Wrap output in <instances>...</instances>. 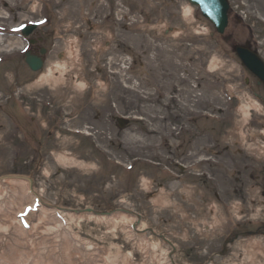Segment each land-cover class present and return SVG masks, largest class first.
Wrapping results in <instances>:
<instances>
[{
  "label": "rangeland",
  "instance_id": "374dc122",
  "mask_svg": "<svg viewBox=\"0 0 264 264\" xmlns=\"http://www.w3.org/2000/svg\"><path fill=\"white\" fill-rule=\"evenodd\" d=\"M122 2L127 25L94 50L75 44L73 0H0V179H32L60 223L45 237L64 232L84 253L92 244L120 264H264V173L254 167L264 165V105L232 41L212 38L197 8L185 17L186 0ZM243 2L244 24L264 25ZM43 18L57 45L35 72L21 28ZM56 67L63 85L39 83ZM205 147L207 181L178 179L189 151L194 161ZM31 210L19 217L25 230ZM50 249L39 248L42 258Z\"/></svg>",
  "mask_w": 264,
  "mask_h": 264
},
{
  "label": "bare ground",
  "instance_id": "6f19581e",
  "mask_svg": "<svg viewBox=\"0 0 264 264\" xmlns=\"http://www.w3.org/2000/svg\"><path fill=\"white\" fill-rule=\"evenodd\" d=\"M193 9L191 5H186L182 9L183 15L190 17ZM1 19L3 16L0 14ZM205 26L206 30L209 31V27ZM3 41L0 37V44L3 45ZM10 47L8 45L5 49ZM64 71L59 67L53 68L50 72L40 76L39 83L47 82L53 88H57L65 83ZM6 189L10 191V198L4 207H0V264H22L24 260L20 261L19 259L25 257L28 260L29 256L34 257L32 264H120L118 259L111 261L110 252L105 247H95L89 244L91 250L89 252L86 250L85 254L73 239L64 232L59 242L54 241L52 237H45V233L54 231L60 223L54 216L56 209L46 205L40 199L29 180L19 176L1 178L0 196L5 194ZM27 206H32L31 215L28 217L29 230L23 228L20 224L23 221L20 222L19 219V217H23L22 214ZM69 217L72 221L75 219L71 214ZM119 218L126 223H132L121 215ZM23 219L27 222L25 217ZM116 227L114 226V228ZM44 244H51L52 248L46 258H42L44 251L39 252V248ZM55 251L59 254H55Z\"/></svg>",
  "mask_w": 264,
  "mask_h": 264
},
{
  "label": "flooded vegetation",
  "instance_id": "af4514ba",
  "mask_svg": "<svg viewBox=\"0 0 264 264\" xmlns=\"http://www.w3.org/2000/svg\"><path fill=\"white\" fill-rule=\"evenodd\" d=\"M122 1L123 0H92L90 2V0H73L72 4H77L75 8L77 19L75 20V23L71 25V27H73V32L74 31L76 32L75 36L77 37V39L75 43L77 46H79V48H83L85 47L84 45L87 44V46L92 47L95 50L97 47L102 48L105 46L109 47L111 45L110 44L111 42L106 40V38H108L107 36H109L110 38L113 37L115 39L114 36H117V33L123 30L122 29L123 26L121 25V23L125 22L127 25L126 19L121 15L122 12L124 13L122 9L123 8L126 9L127 6ZM227 1L230 6V19H229L230 25L228 27L230 29V35L225 33V35L219 37H222L223 39L226 40H231L232 46H240L248 49L249 51L258 55L264 62V42H263L264 25L258 24V21H255L251 25L244 24L242 20L238 19V16L246 15L245 14L246 9L243 6V4L245 5V3L243 2V0H241L242 4H240V0H227ZM245 1L247 3L249 2V5L247 6H250L251 8L253 6L255 8L254 11L258 12V14L260 15H264V0H245ZM67 8H71V7L67 5ZM71 9L74 10V8ZM92 10H94V13H92ZM232 19L235 22L234 24L232 23ZM243 24L245 25L246 28H244ZM42 29H44V27L35 31L31 35V37H29L28 53L33 58L41 59L43 66H45L47 56L53 52V49H51V47L54 48L57 45V41H54V38L57 37V35L56 33L54 35H51L47 31L42 32L43 31ZM245 30L248 31L249 35L246 36V39L243 41V43L241 42L239 43L237 37H245L244 36V34L246 35ZM100 34H102L103 36L101 37ZM216 36L217 35H212V37L214 38ZM234 54L236 59H238V61L241 62L237 53ZM109 59L110 57H105L104 60L102 59V57H99V58H95L93 62L105 63ZM83 60L85 61V56L83 57ZM249 75H250L249 85L251 86L253 95L257 96L258 100L264 103L263 82L260 79H258L255 75L251 73H249ZM34 79L35 78L28 79V81H33ZM189 121L190 124L192 125H195L197 122L195 120V117L192 116L189 117ZM189 140L187 141V143L191 145L193 140H191V138H189ZM197 140L198 138L194 141L193 144L196 145L202 139H199L198 141ZM194 149L197 150V147H195ZM200 150L202 155L198 157L199 158L198 160L196 159L194 161L193 158H191L193 153L189 151L190 157L186 158L187 164L184 166L182 165L180 167L179 169L180 173L177 175L178 178H183L182 181L187 182L189 178L194 179L193 175H195L200 180V182L207 181L204 180L207 178V172L206 170L203 169L211 165L207 163L208 157H206L207 154L206 147L204 148V150L203 148H201ZM195 154L199 155L200 153H195ZM261 154H263V152ZM247 166L248 164L244 165V167ZM254 167L256 168V170L257 168L259 169L260 172L259 176L261 173H264V165L262 166L255 165ZM185 173H187V175ZM257 181H258V177H257ZM258 182L261 183V181ZM263 184H264V180L262 182V186ZM206 191L205 194L207 195ZM261 192L264 196V186Z\"/></svg>",
  "mask_w": 264,
  "mask_h": 264
},
{
  "label": "water",
  "instance_id": "95a60500",
  "mask_svg": "<svg viewBox=\"0 0 264 264\" xmlns=\"http://www.w3.org/2000/svg\"><path fill=\"white\" fill-rule=\"evenodd\" d=\"M192 5L200 8L204 18L209 20L217 29L218 33L223 34L228 25V5L225 0H189ZM35 27L27 28L23 31L25 35L33 32ZM238 53L242 57L244 64L252 70L263 82H264V65L259 61V59L246 51L237 49ZM26 63L34 71L41 69V61L26 57ZM120 125L123 127V123ZM32 184L31 179H27ZM88 212H92L89 211ZM97 215H111V213H97Z\"/></svg>",
  "mask_w": 264,
  "mask_h": 264
}]
</instances>
